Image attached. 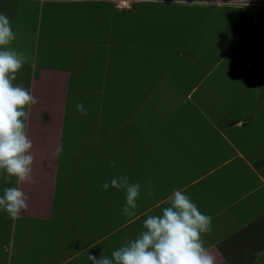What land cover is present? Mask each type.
<instances>
[{
    "label": "crops",
    "instance_id": "1",
    "mask_svg": "<svg viewBox=\"0 0 264 264\" xmlns=\"http://www.w3.org/2000/svg\"><path fill=\"white\" fill-rule=\"evenodd\" d=\"M112 1L0 0L28 58L13 83L37 99L31 181L0 178L29 196L0 210V264L111 258L173 189L213 217L217 264H264V0ZM118 176L141 186L138 218Z\"/></svg>",
    "mask_w": 264,
    "mask_h": 264
},
{
    "label": "clouds",
    "instance_id": "2",
    "mask_svg": "<svg viewBox=\"0 0 264 264\" xmlns=\"http://www.w3.org/2000/svg\"><path fill=\"white\" fill-rule=\"evenodd\" d=\"M15 39L9 18L0 13V174H3L0 178L5 183L15 178L16 184L22 185L31 181L34 157L27 121L28 109L37 99L28 89L13 83L16 73L28 61L24 53L9 47ZM75 108L87 115L82 103H77ZM62 151L63 147L59 146L55 154ZM110 166H115V162H110ZM110 184L112 188L124 190L123 213L138 218L140 184L130 183L126 176L114 177ZM148 187L151 196L150 183ZM108 189L106 181L101 190ZM28 201L29 196L20 187H8L0 195V210L19 219L28 210ZM161 203L167 206L162 207L161 214L147 215L134 239L114 250L111 258L88 255L91 264H217V256L202 239L212 231L213 217L201 213L182 190L173 189Z\"/></svg>",
    "mask_w": 264,
    "mask_h": 264
},
{
    "label": "rangeland",
    "instance_id": "3",
    "mask_svg": "<svg viewBox=\"0 0 264 264\" xmlns=\"http://www.w3.org/2000/svg\"><path fill=\"white\" fill-rule=\"evenodd\" d=\"M221 51H222V49H221ZM210 85H211V84H207L206 86H207V87H210ZM248 98H249V97H248L247 95H245V98H243V99H244V101H243L244 103H243V102H240V104H239L240 107H242L243 110L246 109V106H247V103H248ZM262 125H264V124H262ZM257 147H258V146H257ZM258 150H259V147H258ZM262 158H263V157H261V159H262ZM252 161H253V158H252ZM230 168H232V167L230 166ZM245 177H246V179L249 181L250 184H253V183H254V174H252V173H250V172H249V173L247 172V175H245Z\"/></svg>",
    "mask_w": 264,
    "mask_h": 264
},
{
    "label": "built area",
    "instance_id": "4",
    "mask_svg": "<svg viewBox=\"0 0 264 264\" xmlns=\"http://www.w3.org/2000/svg\"><path fill=\"white\" fill-rule=\"evenodd\" d=\"M115 10H128L131 7V0H113Z\"/></svg>",
    "mask_w": 264,
    "mask_h": 264
}]
</instances>
